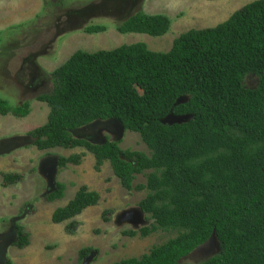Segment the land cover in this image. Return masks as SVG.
Segmentation results:
<instances>
[{
    "label": "trees",
    "instance_id": "trees-1",
    "mask_svg": "<svg viewBox=\"0 0 264 264\" xmlns=\"http://www.w3.org/2000/svg\"><path fill=\"white\" fill-rule=\"evenodd\" d=\"M43 1L45 8L53 6ZM170 27L167 16L140 12L117 30L162 38ZM105 31L103 26L84 30L88 35ZM249 76L258 79L255 89L244 86ZM52 81V92L36 97L50 114L47 124L28 133L33 146L41 152L84 149L94 156L98 173L110 164L123 189L148 192L139 207L154 223L140 231L141 237L177 232L149 254L115 264H190L184 259L213 235L221 251L200 264H264V0L248 4L215 28L183 34L168 53L150 52L142 43L77 52L52 74ZM30 104L11 107L0 98V115L27 118ZM171 117L181 122L170 124ZM109 121L138 134L150 156L123 151L111 140L94 144L73 136ZM85 157H60L58 171L81 166ZM141 175L146 184L134 187ZM2 176L5 188L25 179ZM65 191L57 183L45 201H61ZM99 202L97 192L82 186L67 206L54 212L52 222L71 221L67 232L73 235L78 228L74 220ZM112 214L106 211L104 222L110 223ZM16 230L14 246L27 248L29 235L20 225ZM124 235L135 238L137 233ZM93 252L82 249L80 260ZM5 264L14 263L7 259Z\"/></svg>",
    "mask_w": 264,
    "mask_h": 264
},
{
    "label": "rangeland",
    "instance_id": "rangeland-1",
    "mask_svg": "<svg viewBox=\"0 0 264 264\" xmlns=\"http://www.w3.org/2000/svg\"><path fill=\"white\" fill-rule=\"evenodd\" d=\"M49 1L53 6L45 8L43 0H0V98L11 107L30 101L32 113L24 119L9 115L15 125L8 117L0 118V156L8 157L2 173L25 177L20 185L8 188L0 183V243L7 247L6 260L14 264H115L139 259L175 238L177 232L159 231L142 238L140 231L154 223L139 207L148 192L123 189L110 164L96 172L95 158L86 150L39 152L28 133L47 124L50 109L36 97L52 92V74L77 52L93 54L142 43L150 52L168 53L183 34L215 28L259 0H64L60 5L62 0ZM140 12L167 16L171 20L168 34L162 38L120 34L118 26ZM89 26H103L106 31L88 35L84 30ZM257 85L253 76L244 83L248 89ZM167 122L181 120L171 117ZM73 136L94 144L111 140L123 151L150 156L140 136L125 131L116 121L92 124L73 132ZM83 153L86 157L81 166L58 171L60 157ZM57 183L66 187L64 199L45 201ZM145 184L146 177L141 175L134 187ZM82 186L97 192L100 202L74 220L78 228L71 235L67 232L71 221L57 225L52 216L67 206ZM106 211H113L110 223L103 220ZM17 225L29 235L30 244L22 250L13 245ZM125 232L137 236H125ZM86 248L94 252L82 261L79 254ZM220 251V246L215 251L211 248L212 253L208 248L205 254L196 253L184 263L200 264Z\"/></svg>",
    "mask_w": 264,
    "mask_h": 264
},
{
    "label": "water",
    "instance_id": "water-1",
    "mask_svg": "<svg viewBox=\"0 0 264 264\" xmlns=\"http://www.w3.org/2000/svg\"><path fill=\"white\" fill-rule=\"evenodd\" d=\"M15 232L12 230V233ZM17 242V241H16ZM15 242V243H16ZM15 243L13 245H15ZM219 247V244L217 242V238L215 237V235H213L211 237V239L209 240L208 243H206L205 245H203L202 247H200L199 249H197L193 254H191L189 257H192L193 255H195L196 253H201L205 254V251L209 248L210 252H211V248L214 249V251ZM212 253V252H211ZM6 254H7V247L4 245V243H0V264H5L6 262ZM91 257V256H90ZM89 257V258H90ZM189 257L185 258V260H187ZM87 258V259H89ZM212 258V257H211Z\"/></svg>",
    "mask_w": 264,
    "mask_h": 264
},
{
    "label": "crops",
    "instance_id": "crops-1",
    "mask_svg": "<svg viewBox=\"0 0 264 264\" xmlns=\"http://www.w3.org/2000/svg\"><path fill=\"white\" fill-rule=\"evenodd\" d=\"M30 108H31V106H30ZM30 112H31V110H30ZM31 115H32V113L30 114V116ZM7 117L10 118L12 120V122H13V125H15V123H14L15 122V119L13 117H10V116H7ZM0 118L3 119L5 117H1V115H0ZM51 151H54V150H51ZM7 162H8V157L4 158V157L0 156V183H2V184H3V178H2V175H3V173H2L3 172V167L7 164ZM5 174H7V173H5Z\"/></svg>",
    "mask_w": 264,
    "mask_h": 264
},
{
    "label": "flooded vegetation",
    "instance_id": "flooded-vegetation-1",
    "mask_svg": "<svg viewBox=\"0 0 264 264\" xmlns=\"http://www.w3.org/2000/svg\"><path fill=\"white\" fill-rule=\"evenodd\" d=\"M98 123V122H97ZM95 124V123H94ZM91 126V125H90ZM87 128V127H86Z\"/></svg>",
    "mask_w": 264,
    "mask_h": 264
}]
</instances>
